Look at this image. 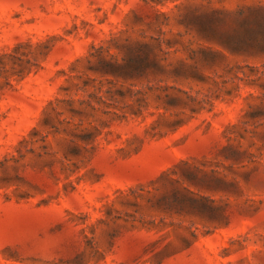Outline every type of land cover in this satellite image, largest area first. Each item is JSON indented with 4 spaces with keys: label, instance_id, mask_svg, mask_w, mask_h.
I'll return each mask as SVG.
<instances>
[{
    "label": "rangeland",
    "instance_id": "1",
    "mask_svg": "<svg viewBox=\"0 0 264 264\" xmlns=\"http://www.w3.org/2000/svg\"><path fill=\"white\" fill-rule=\"evenodd\" d=\"M0 264H264V0H0Z\"/></svg>",
    "mask_w": 264,
    "mask_h": 264
}]
</instances>
